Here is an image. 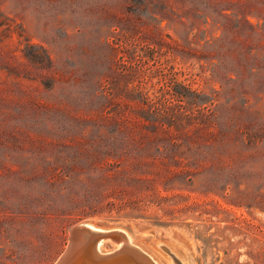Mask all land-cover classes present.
<instances>
[{"label": "rangeland", "instance_id": "374dc122", "mask_svg": "<svg viewBox=\"0 0 264 264\" xmlns=\"http://www.w3.org/2000/svg\"><path fill=\"white\" fill-rule=\"evenodd\" d=\"M61 1L0 0V67L20 73L0 68V109L13 113L0 121V264H54L83 220L125 228L161 264L160 251L173 264L161 240L190 264H264V0H163L171 14ZM25 38L50 67L24 57ZM100 39L119 45L109 59ZM128 137L176 144L140 153L184 163L156 185L173 211L166 225L75 208L70 176L89 167L87 144Z\"/></svg>", "mask_w": 264, "mask_h": 264}, {"label": "trees", "instance_id": "16d2710c", "mask_svg": "<svg viewBox=\"0 0 264 264\" xmlns=\"http://www.w3.org/2000/svg\"><path fill=\"white\" fill-rule=\"evenodd\" d=\"M80 1L62 0L61 3L65 4V9L69 8V11H90L88 6L86 4H80ZM221 1L224 2L227 0ZM126 9L127 11H167L168 14L172 13L168 11H173L163 0H126ZM101 10L107 11L104 7ZM19 35L21 36L22 34ZM25 40L26 43L23 49L24 57L31 62L46 61V63H50L46 67H50L52 60L47 49L41 45L30 44L27 38ZM114 43L116 44V42L111 43L107 40H99L104 58L109 59L113 51L119 46L117 45L115 47L113 45ZM3 53H6V51L0 45V62H5ZM0 68H5L9 74L20 76V73L15 71L14 66L10 67L9 63H5ZM23 77L27 78L26 75H23ZM46 77L53 81L58 79L50 69ZM31 79L37 78L33 77ZM1 99L6 98L1 96ZM39 106H41L40 109H49L45 105ZM10 118H13L11 110L0 109L1 123L8 122ZM104 126L102 124L99 128L103 129ZM114 130L124 134H130L133 131L132 127H122L119 123H116ZM151 141L143 142L128 137L119 143L102 141H91L88 143L87 159L91 158L88 163L89 167L86 171H75L70 176L73 182L80 185L83 198V202L77 207L75 206V208L81 211L83 215L115 212L117 216L143 218L151 220L157 225H166L168 223L166 218L173 216V211L167 205L168 198L157 192L156 185L158 183L163 184L162 178L171 170V163L176 168L180 167L181 169H184V163L179 159L173 158L169 162L164 159L149 158L140 154L145 152L144 150H149L152 146L155 147L156 151L160 152V148L166 149L167 146L176 145L175 143L158 145L151 143ZM95 152L98 154L103 153V158L100 161H97V157L94 155ZM109 156L112 158L111 161H108ZM180 174L186 177L185 180L190 179L189 171L185 170L180 172ZM152 210L154 213L150 212Z\"/></svg>", "mask_w": 264, "mask_h": 264}, {"label": "bare ground", "instance_id": "6f19581e", "mask_svg": "<svg viewBox=\"0 0 264 264\" xmlns=\"http://www.w3.org/2000/svg\"><path fill=\"white\" fill-rule=\"evenodd\" d=\"M83 227L84 228H78V225H73V227L70 228L68 244L57 258L56 261H59L57 264H89V260L90 264L91 262L94 263V260L96 262L95 264H105L103 261L110 256L120 257L118 260H110V262L106 264H132L130 260L138 264H161L162 262L161 257L159 258L155 255L154 257L148 251L140 247L131 233L123 227L98 226L89 222L84 224ZM155 232L153 230V233ZM86 234L87 236H85ZM92 235L93 237H91ZM86 238L88 239L87 243L92 244L91 246L85 243ZM107 242L113 243L115 245L114 249L106 250ZM172 242H170V240H161L160 242H156V246H159L163 252L169 254L173 264L177 263H175L174 259L176 258L172 253L178 256L183 264H190L189 260L184 257L183 254V256L180 254L181 251L177 249L175 242L174 244ZM160 256L164 258L167 264H171L169 258L161 251ZM85 259H87L86 263H81V261ZM91 259L93 261H91ZM179 264L181 263L179 262Z\"/></svg>", "mask_w": 264, "mask_h": 264}, {"label": "water", "instance_id": "95a60500", "mask_svg": "<svg viewBox=\"0 0 264 264\" xmlns=\"http://www.w3.org/2000/svg\"><path fill=\"white\" fill-rule=\"evenodd\" d=\"M91 221V220H90ZM89 222V220H83V221H80L79 223H77L76 225H78V228L80 227V228H84L83 226H84V224H86V223H88ZM115 223H117V222H115ZM111 224V223H110ZM113 224V223H112ZM73 227V226H72ZM149 232H152V230H149ZM85 236H87V234L85 235ZM91 237H93V235L91 236ZM87 238L85 239V243L87 244V245H89V246H91L92 244H88L87 243ZM94 244V243H93ZM113 251H115V250H113ZM112 251V252H113ZM111 252V253H112ZM111 253H109V254H111ZM120 256H110L108 259H105V261H103V263H107V262H110V260H118V258H119ZM113 258H117V259H113ZM86 261H87V259H85V260H82L81 261V263H86ZM91 261H93L92 259H91ZM131 261V263L132 264H138L137 262H134L133 260H130ZM174 261H175V263H177V264H179V262L176 260V259H174ZM59 261H55L54 262V264H57ZM94 263H92L91 262V264H95L96 262H95V260L93 261ZM89 264H90V260H89ZM102 264V263H101Z\"/></svg>", "mask_w": 264, "mask_h": 264}]
</instances>
